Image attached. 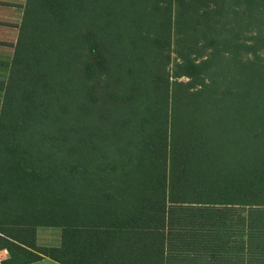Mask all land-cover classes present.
Segmentation results:
<instances>
[{
  "label": "trees",
  "instance_id": "16d2710c",
  "mask_svg": "<svg viewBox=\"0 0 264 264\" xmlns=\"http://www.w3.org/2000/svg\"><path fill=\"white\" fill-rule=\"evenodd\" d=\"M101 2L28 0L0 59L6 102L21 89L0 129V264H264V0H175L137 24ZM57 6L80 41L64 70L38 56Z\"/></svg>",
  "mask_w": 264,
  "mask_h": 264
},
{
  "label": "rangeland",
  "instance_id": "374dc122",
  "mask_svg": "<svg viewBox=\"0 0 264 264\" xmlns=\"http://www.w3.org/2000/svg\"><path fill=\"white\" fill-rule=\"evenodd\" d=\"M101 4L104 8V11L110 12L109 14H112L115 17H120L122 15L135 16L136 24H137V18H141V19L153 18L152 16L167 18L170 15H174L177 9L175 8L177 6L175 0H102ZM57 7L58 8L55 9V12L52 16L44 12H41L39 16L37 25L39 26L40 42L42 43V45L47 42H50V48L52 50L44 51L43 49L40 48L41 56L39 52H38V56L41 57L43 61L49 57L50 59L49 64L51 66L54 67L56 65H59L61 69L64 70L67 68L68 61H74V58L72 57L73 47H78L77 49L79 50L80 41L79 40L76 41L74 33L71 29L68 30L65 29L66 28L65 24L68 25L69 21H67L66 15H64V9L59 6ZM66 7L69 6L66 5ZM171 7H173V9H171ZM74 9L78 10L80 8L75 7ZM85 10L89 11L88 8H86ZM51 18H52V22H50ZM62 20L64 23H62ZM214 24L217 25L215 22ZM146 27L151 28L152 26L146 25ZM176 35L177 34H175L174 37ZM12 40L15 41V37H13ZM203 41L204 39H201L199 43L200 44L204 43ZM76 42L77 44L79 43V46H77ZM196 43L198 44V41ZM242 43H247V41H242ZM13 52L14 51L10 47L9 49H5V50L0 48V59L11 61ZM174 62H175V54L173 53L172 61L171 64L169 65L171 71L173 69ZM14 67L13 66L10 67V65L5 66L0 64V80L3 83V87H5V89L0 90V129L2 128V125L8 126L10 122L13 123V121L16 120V116H17L16 109L19 106L17 105L18 102L17 100L16 101H10V100L15 96L17 97V95L20 94L19 91L21 89L20 90L15 89L13 97H10L7 102L5 98L6 90H7L6 87L10 86V82L12 83L11 78L13 77L12 71ZM173 78L174 77H172V80ZM147 85L148 84H146V86ZM140 94L141 95L138 97V100H136L135 104H133V111L130 112L131 124H134L137 118L140 116L139 114H137L138 112H140V110L136 111V109L140 107L141 111H143L146 101H149V99L147 98V93L141 92ZM46 100L49 99L47 98ZM26 108L27 106L23 104L20 105V113ZM10 110L12 111L11 114L9 115ZM50 110L56 111V108H51ZM4 113H7V116L5 118H3ZM26 129H27L26 131L29 134L36 133V129L32 125H27ZM46 130H48V128ZM51 131L53 132L54 130ZM40 237H42V239L46 237L50 241L51 239H54L56 237V232L55 230H50V229L43 230L40 232Z\"/></svg>",
  "mask_w": 264,
  "mask_h": 264
},
{
  "label": "crops",
  "instance_id": "0c3cea01",
  "mask_svg": "<svg viewBox=\"0 0 264 264\" xmlns=\"http://www.w3.org/2000/svg\"><path fill=\"white\" fill-rule=\"evenodd\" d=\"M28 5V0H0V48L5 50L12 48L16 44L20 26L22 25L23 18L25 15L26 7ZM15 37V41H13ZM130 252L136 251V253H142L139 251L138 247H128ZM138 251V252H137ZM131 256V254L129 255ZM10 257V253L7 249H0V263L1 261ZM225 256V259L222 261L223 264H241L239 260H229ZM218 258V257H217ZM145 259V260H144ZM219 259V258H218ZM138 262V261H136ZM26 264H61L60 262L54 260L49 256H42L39 260L29 262ZM138 264H149L148 259L141 256V261ZM196 264H220L217 259L212 260L209 254L198 255V263ZM242 264H245L244 262Z\"/></svg>",
  "mask_w": 264,
  "mask_h": 264
}]
</instances>
